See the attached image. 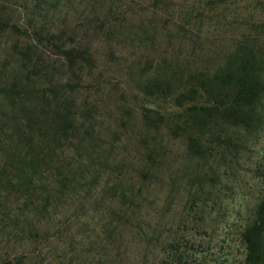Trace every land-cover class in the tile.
<instances>
[{"label": "trees", "instance_id": "1", "mask_svg": "<svg viewBox=\"0 0 264 264\" xmlns=\"http://www.w3.org/2000/svg\"><path fill=\"white\" fill-rule=\"evenodd\" d=\"M154 1L150 9L157 21L136 28L152 37L159 29L174 32L193 46L184 63L178 55L169 57V64L151 67L156 71L137 83L144 96L172 99L176 108L168 117L162 110L139 108L142 130L129 144L139 165L129 176L126 161L112 156V144H95L99 102L87 96L82 103L78 100L85 86L81 68H96L91 46L43 22L60 0H0V264H27L44 253L46 242L65 237L72 219L83 213L84 195L91 196L88 191L105 172L110 178L108 215L96 236L103 249H120L128 235L126 226L131 228L139 215L134 211L136 193L160 172L165 145L157 136L162 140L164 132L182 140L191 161L192 172L183 177L181 188L185 204L196 208L194 218L202 224L211 194L207 180L220 179L219 167L237 163L247 142L263 129L264 0H205V14L197 2ZM240 2L254 5L250 17L240 15ZM225 26L236 35L233 44L209 68L204 65L210 57L204 54L203 36L208 37L210 28ZM116 32L120 29L104 32L105 41ZM126 38L131 39L130 32ZM103 200L94 207L102 208ZM69 201L74 203L70 215L57 221V209ZM135 231L145 247L148 242L160 245L155 264H189L195 244L186 245L177 230ZM238 234L244 253L240 264H264V194ZM83 240L77 245L68 237V247L75 248L67 264H104L105 254L88 255L85 245L91 241ZM115 254L121 257L122 252Z\"/></svg>", "mask_w": 264, "mask_h": 264}, {"label": "rangeland", "instance_id": "2", "mask_svg": "<svg viewBox=\"0 0 264 264\" xmlns=\"http://www.w3.org/2000/svg\"><path fill=\"white\" fill-rule=\"evenodd\" d=\"M182 1L173 0L178 3ZM187 1L197 2L203 8L202 14L206 13L205 0ZM152 2L155 3L154 0H116L112 3L108 0H96L93 4L92 0H60L46 21L43 20L51 30L64 32L68 38H76L75 40L91 46L96 68L92 71L81 68L85 86L79 91L78 100L82 103L87 96L90 101L99 102V109L94 114L99 133L95 144H112L109 147L114 150L112 156L116 160L126 161L124 170L129 176H134L139 165L138 158L129 152V144L134 143L135 135L142 130L139 108L146 106L162 110L166 117L170 113L172 115L176 108L172 99L161 101L144 96L138 91L137 83L156 71L151 67L156 68L164 64V61L169 64V57L178 55V59L184 63L190 58L193 46L182 35L174 32L159 29L152 37L150 32L143 35L136 28L146 23L148 25L152 19L157 21L158 16L155 18L151 13ZM237 6L242 17H250L249 10L254 6L252 3L240 2ZM257 17L258 15L255 16ZM114 28L120 29V32H116L110 41H105L107 36L104 32ZM128 32L131 33V39L126 38ZM143 36L147 39L141 41ZM235 36L226 26L217 30L210 28L208 37L203 36L202 41L204 54L210 57L204 65L213 68L226 49L232 46ZM2 60L0 58V62ZM159 138L157 136L158 143L165 145L160 172L153 176L149 187L141 184L140 194L136 193L138 199L134 211L139 215L131 222V228L126 226L128 235L120 249L116 246H111L108 251L107 248L103 249L102 239L96 236L108 215L109 205L105 194H110L106 184L110 178L105 172L99 183L88 191L91 196L84 195L80 205L83 213L72 219L73 223L66 235L62 234L65 237L46 242L44 253L27 264H67L68 255L73 254L75 248L67 245L70 236L77 245L81 239L85 242L90 240L91 243L85 245V249L89 250L88 255L105 254L104 264L109 260L113 264H155L153 257L159 256L160 245L153 246L155 243L148 242L145 247L144 239L140 240L136 235L138 227L145 232L155 230L166 233L177 230L183 241L187 242L186 245L195 244L189 264H240L244 253L238 239L239 228L264 194V127L247 142L237 163L219 167L220 179L207 180L211 194L202 211V224L194 218L196 208L185 204L181 188L185 179L183 177L192 172V164L186 158L183 142L181 139L168 138L165 132L163 139ZM101 197H104L102 208L94 207V202H101ZM73 204L69 201L58 208L56 220L69 216ZM150 248L153 250L148 253ZM116 251L122 252L121 257H117ZM61 259L63 263L60 262ZM86 264H90V261L87 260Z\"/></svg>", "mask_w": 264, "mask_h": 264}]
</instances>
